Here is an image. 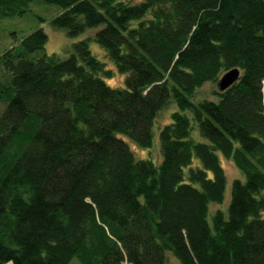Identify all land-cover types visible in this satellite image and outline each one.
<instances>
[{"label":"trees","instance_id":"16d2710c","mask_svg":"<svg viewBox=\"0 0 264 264\" xmlns=\"http://www.w3.org/2000/svg\"><path fill=\"white\" fill-rule=\"evenodd\" d=\"M43 1L70 35L101 26L125 85L91 36L62 58L40 28L0 57V264H264V0ZM236 67L218 100H192ZM174 102L161 162L139 158L126 137L152 148ZM225 160L244 178L212 212Z\"/></svg>","mask_w":264,"mask_h":264},{"label":"rangeland","instance_id":"374dc122","mask_svg":"<svg viewBox=\"0 0 264 264\" xmlns=\"http://www.w3.org/2000/svg\"><path fill=\"white\" fill-rule=\"evenodd\" d=\"M62 11L63 9L58 5L49 4L43 0H28L26 3L18 4L17 13L14 16L4 15L3 12H0V57L9 49L19 47L24 37L40 28L44 29L49 36V40L45 47L46 52L50 54L56 53L62 58L68 57L71 54L75 42L91 36L92 39H89L91 50L100 60L106 63L107 68L114 71L113 77L107 78L108 82L113 86H124L125 76L117 72L115 64L107 55L106 50L93 38L96 31L99 30L101 26L89 29L78 35H70L67 33L66 29L55 28L53 25V19ZM10 80L11 73L0 64V84L8 83ZM218 92H221L219 81L207 82L202 87L198 88L196 93L192 96V100L195 102L205 98L218 100ZM6 103V101L0 100V111L5 108ZM178 109L177 104L174 102L159 113L154 126L155 136L152 148H142L126 137L139 158H152L156 162H161L162 149L160 132L163 126L172 120V112ZM223 164L229 179L226 200L224 203L211 204L212 212L219 208H223L226 211L228 210L231 201L233 180L244 178L241 170L232 161L225 160ZM70 264L83 263L76 256L72 259Z\"/></svg>","mask_w":264,"mask_h":264},{"label":"water","instance_id":"95a60500","mask_svg":"<svg viewBox=\"0 0 264 264\" xmlns=\"http://www.w3.org/2000/svg\"><path fill=\"white\" fill-rule=\"evenodd\" d=\"M240 76L241 70L238 67L230 69L229 71L224 73L219 81L221 91L227 90L230 86H232L236 81L239 80Z\"/></svg>","mask_w":264,"mask_h":264}]
</instances>
